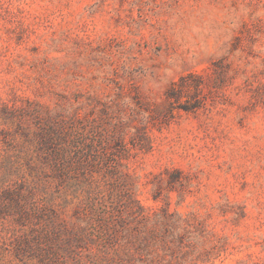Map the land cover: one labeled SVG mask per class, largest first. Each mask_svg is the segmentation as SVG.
Masks as SVG:
<instances>
[{
    "label": "rangeland",
    "instance_id": "rangeland-1",
    "mask_svg": "<svg viewBox=\"0 0 264 264\" xmlns=\"http://www.w3.org/2000/svg\"><path fill=\"white\" fill-rule=\"evenodd\" d=\"M0 264H264V0H0Z\"/></svg>",
    "mask_w": 264,
    "mask_h": 264
}]
</instances>
